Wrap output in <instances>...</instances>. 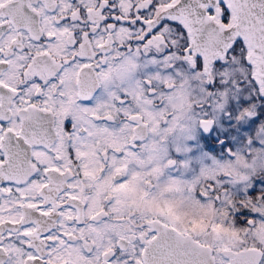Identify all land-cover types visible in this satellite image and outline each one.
I'll return each mask as SVG.
<instances>
[{"label": "snow or ice", "instance_id": "snow-or-ice-1", "mask_svg": "<svg viewBox=\"0 0 264 264\" xmlns=\"http://www.w3.org/2000/svg\"><path fill=\"white\" fill-rule=\"evenodd\" d=\"M0 264H264V0H0Z\"/></svg>", "mask_w": 264, "mask_h": 264}]
</instances>
